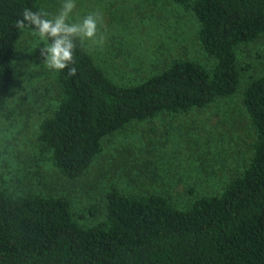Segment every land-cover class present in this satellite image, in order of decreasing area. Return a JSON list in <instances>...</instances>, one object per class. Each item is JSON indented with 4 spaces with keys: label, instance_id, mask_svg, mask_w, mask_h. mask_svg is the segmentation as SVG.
Wrapping results in <instances>:
<instances>
[{
    "label": "trees",
    "instance_id": "trees-1",
    "mask_svg": "<svg viewBox=\"0 0 264 264\" xmlns=\"http://www.w3.org/2000/svg\"><path fill=\"white\" fill-rule=\"evenodd\" d=\"M45 1L53 0H0V115L7 119L14 114L15 46L23 31H34L16 21L25 8L44 10ZM169 1L195 18L210 62L176 57L121 84L77 40L69 65L76 75L68 68L54 73L58 99L35 132L41 158L66 179L81 178L105 151L104 141L133 122L204 108L239 90L236 49L264 34V0ZM241 99L254 128L253 151L214 192L174 190L162 174L149 185L157 190L142 193L109 180L102 210L75 212L65 195L13 187L0 173V264H264V73L249 77ZM88 217V225L79 221Z\"/></svg>",
    "mask_w": 264,
    "mask_h": 264
},
{
    "label": "rangeland",
    "instance_id": "rangeland-1",
    "mask_svg": "<svg viewBox=\"0 0 264 264\" xmlns=\"http://www.w3.org/2000/svg\"><path fill=\"white\" fill-rule=\"evenodd\" d=\"M42 7L54 15L60 0H53L50 6L45 1ZM88 13L99 17L97 40L103 37V43L83 42L117 83L137 81L155 65L162 67L176 57L210 62L198 43L197 21L169 0H76L69 22ZM43 46L34 31L20 34L9 100L14 114L10 119L0 115V173L13 187L65 195L75 212L91 205L101 209L109 180H115L124 191L142 193L157 190L149 185H155V175L162 174L175 184L174 190L194 185L214 192L251 156L255 133L241 95L251 75L264 73V34L237 47L241 80L233 96L187 113L133 122L104 141L105 151L77 180L66 179L38 151L37 124L58 99L55 72L46 68L40 55ZM123 54L129 55L125 59ZM113 159L115 165L110 163ZM146 159L154 163L149 165ZM119 164L129 168L131 179L119 172ZM180 179L183 182H175ZM79 221L91 222L89 217Z\"/></svg>",
    "mask_w": 264,
    "mask_h": 264
},
{
    "label": "clouds",
    "instance_id": "clouds-1",
    "mask_svg": "<svg viewBox=\"0 0 264 264\" xmlns=\"http://www.w3.org/2000/svg\"><path fill=\"white\" fill-rule=\"evenodd\" d=\"M75 7L76 0H60V7L54 15L43 9L33 11L25 8L16 21L18 28L27 24L44 41L40 55L46 68L53 72L68 68L70 76L76 75L77 71L75 67H69L74 63L75 42L86 39L103 43V37L97 40L99 17L96 13H88L76 22H69Z\"/></svg>",
    "mask_w": 264,
    "mask_h": 264
}]
</instances>
